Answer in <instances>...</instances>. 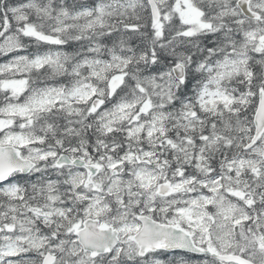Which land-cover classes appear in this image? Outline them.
Instances as JSON below:
<instances>
[{
    "label": "snow or ice",
    "instance_id": "6c2138e0",
    "mask_svg": "<svg viewBox=\"0 0 264 264\" xmlns=\"http://www.w3.org/2000/svg\"><path fill=\"white\" fill-rule=\"evenodd\" d=\"M0 264H264V0H0Z\"/></svg>",
    "mask_w": 264,
    "mask_h": 264
}]
</instances>
